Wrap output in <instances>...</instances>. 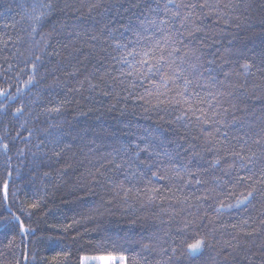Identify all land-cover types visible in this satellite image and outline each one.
<instances>
[{"label": "snow or ice", "instance_id": "snow-or-ice-1", "mask_svg": "<svg viewBox=\"0 0 264 264\" xmlns=\"http://www.w3.org/2000/svg\"><path fill=\"white\" fill-rule=\"evenodd\" d=\"M126 3L0 12V264H72L70 230L92 253L77 264H195L205 249L211 264H264V51L234 43L264 0ZM77 95L156 126L125 125L129 139L113 133L105 151L94 138L75 160L61 118ZM69 169L67 196L87 211L38 235L33 217ZM117 211L128 229L101 228Z\"/></svg>", "mask_w": 264, "mask_h": 264}, {"label": "trees", "instance_id": "trees-1", "mask_svg": "<svg viewBox=\"0 0 264 264\" xmlns=\"http://www.w3.org/2000/svg\"><path fill=\"white\" fill-rule=\"evenodd\" d=\"M117 2L123 4L124 7H127L126 0H117ZM252 2L258 5L260 0H252ZM17 3L18 0H0V5H2L0 6V12H4L9 4H11L12 11L8 13V16H16V18L19 19V16H17V13L19 12ZM262 16H264V13L259 10L253 12L250 23L239 32L234 33L236 36V39L234 40L236 47L238 49H250V56L252 53L258 55L261 51H264V24L261 23ZM90 25L91 21H88L87 26ZM74 99L75 101H78L79 108H77L75 102L69 105L65 115L61 119L65 132L70 133V135L66 136V140L73 145L68 156L72 157V154L76 153L75 160L82 158L79 155V149L83 148V150L87 152V148H85L84 145L88 144L89 141L94 138L97 140L98 144H101L100 151H105L104 146L111 143L113 133L120 136L123 141L129 139L127 135H124L130 130L129 127H126L125 125H130L132 131H137L136 126H138L139 129L156 126V119L154 116L152 119H145L142 115H132L130 111L121 115L119 110L108 111L106 107H101L99 104H89L78 95L75 96ZM105 104H107V101H105ZM90 107L93 109L92 111H88ZM163 127L166 129L165 135L172 138L174 136L173 130L167 125H163ZM73 137L77 138L73 139ZM80 137L83 139H80ZM55 167H63V162L55 165ZM77 175L78 173H74L73 169H69L68 175L65 177L64 181H60L56 186H49L50 195L46 207L38 213L37 216L33 217L34 226L38 228V235H54L51 231L43 232L41 230L52 224L70 223L72 218L77 216L78 213L87 211L86 208L79 206V202L75 197L67 196L69 187L71 186V183L76 180ZM65 181L67 184H65ZM158 183L162 184L163 182L160 181ZM79 195L83 196L84 194L80 193ZM85 199L91 200L95 198L85 197ZM99 224L101 228H108L111 231L119 230L122 233L129 227L127 220L120 215L119 211H117L114 216L104 217ZM87 227L89 229H94L97 225L88 224ZM139 229L140 224L136 226V230L139 231ZM80 232H84V227H80ZM73 235H75V233L70 230L69 234L62 238V243L73 249L74 256L72 264H77L78 256L91 255L92 253L87 248L84 252H76L79 244L86 245L88 237L80 240L77 244L73 243ZM89 235L95 237L97 233L90 231ZM46 254L52 255L54 253ZM213 255L214 253L210 249H205L203 256L195 261V264H211L210 257ZM181 264H190V262L187 258H184L182 259Z\"/></svg>", "mask_w": 264, "mask_h": 264}]
</instances>
